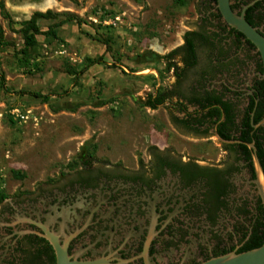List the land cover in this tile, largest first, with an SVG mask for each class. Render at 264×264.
I'll use <instances>...</instances> for the list:
<instances>
[{
	"label": "flooded vegetation",
	"instance_id": "flooded-vegetation-1",
	"mask_svg": "<svg viewBox=\"0 0 264 264\" xmlns=\"http://www.w3.org/2000/svg\"><path fill=\"white\" fill-rule=\"evenodd\" d=\"M199 2L193 30L211 34L213 46H198L197 65L186 79L173 72L170 89L186 99L195 92L214 95L226 106L216 105L220 118L202 124L185 121L173 107L171 125L194 140L217 136L218 151H146L131 166L85 157L54 180L5 196L0 264H57L46 236L77 264H202L264 243L254 163L256 158L264 175L262 59L220 13V21L212 17L213 4ZM230 3L264 37V0ZM188 107L190 113L197 108Z\"/></svg>",
	"mask_w": 264,
	"mask_h": 264
},
{
	"label": "rangeland",
	"instance_id": "rangeland-1",
	"mask_svg": "<svg viewBox=\"0 0 264 264\" xmlns=\"http://www.w3.org/2000/svg\"><path fill=\"white\" fill-rule=\"evenodd\" d=\"M3 2L0 27L8 45L0 46V79L8 92L0 85V195L54 180L90 154L131 166L149 147L190 155L218 151L217 138L201 141L175 132L165 107L141 106L148 94L170 90L173 69L164 57L195 28L199 0ZM47 10L70 13L82 23H63L53 37L46 31L63 17L39 21L41 34L23 55L21 24ZM99 57L104 64L73 84L74 72ZM19 92L50 98L42 102ZM84 145L87 151H80Z\"/></svg>",
	"mask_w": 264,
	"mask_h": 264
},
{
	"label": "trees",
	"instance_id": "trees-1",
	"mask_svg": "<svg viewBox=\"0 0 264 264\" xmlns=\"http://www.w3.org/2000/svg\"><path fill=\"white\" fill-rule=\"evenodd\" d=\"M131 1H137V0H131ZM209 5H214V8L216 10V14H212V17L217 19L218 21L221 20V16L217 10L216 7V0H208ZM0 11L5 12V6L3 0H0ZM199 12V11H198ZM9 24L12 23V21L9 18V15L6 14ZM59 16L63 17V20L59 21L58 23H55L51 25L48 30L46 31L47 34L56 37V28L66 22H76L78 26L81 25L82 20L78 18L75 15H72L70 13H65V15H60L59 13L53 12L51 10H47L45 12H34L30 19L23 22L21 24L20 33L23 40V48L21 49V53L23 55H26L29 50L35 46L36 44V36L41 34L39 28H38V22L45 20H56ZM238 36L241 37V35L238 34ZM211 34H208L206 31L204 32H197L195 30H189L184 33L183 35V44L176 49L170 51L168 54L165 55V59L168 61L169 67L173 69L174 75L178 77L179 80L186 79L187 72L189 69L193 68L195 65H197V50L198 46H213V43L210 41ZM8 43L4 41V32L2 28L0 27V46H7ZM175 60L177 62H175ZM179 65H178V64ZM104 64V61L101 57L94 58V59H87L86 64L83 68L80 70L74 72V82L73 84H76L78 81V78L82 76L90 67L95 65H102ZM0 85L1 88L8 92L7 89L4 87V81L1 77L0 79ZM68 91H65L63 94H67ZM18 95H28L31 98L38 99L42 102H47L49 100V95H44L39 92H19L16 93ZM187 101V105H183L182 102ZM193 104L195 107V110H193L191 113L188 112V106ZM216 105H221L225 109V104L220 101L219 98L215 97L214 95H204L200 96L196 92L188 98L181 97L176 94V90L170 89L169 91H164L161 93H155V94H148L143 102L141 103V106L144 108H148L151 110H156L160 107H165L168 112L169 120L170 122L174 123V117H173V107H179L178 110L185 115V121H194L196 123H201L202 120L205 118H209V121L213 118L219 119L221 116V112L219 107ZM181 108V109H180ZM206 111L208 113L206 114ZM186 122V123H187ZM86 145L81 147L80 151H87ZM95 150V147H92V151ZM158 150L156 147H149L148 151H155ZM82 153V152H81ZM87 157L92 158V154L87 155ZM94 158V157H93ZM89 163V162H86ZM6 195L1 194L0 200H2ZM261 244H259L260 246Z\"/></svg>",
	"mask_w": 264,
	"mask_h": 264
},
{
	"label": "water",
	"instance_id": "water-1",
	"mask_svg": "<svg viewBox=\"0 0 264 264\" xmlns=\"http://www.w3.org/2000/svg\"><path fill=\"white\" fill-rule=\"evenodd\" d=\"M216 7L227 25L241 33L253 46H255L262 59L264 71V37L245 20L243 12L237 14L232 10L230 0H216ZM216 138L218 139L217 136ZM254 163L258 178L257 183L264 204V175L256 158H254ZM46 238L50 240L55 249L57 264H77L69 262L65 248L59 247L56 241L50 236H46ZM202 264H264V243L260 247L248 252L226 254L221 257L210 259Z\"/></svg>",
	"mask_w": 264,
	"mask_h": 264
}]
</instances>
